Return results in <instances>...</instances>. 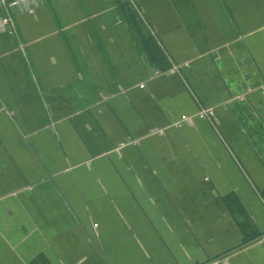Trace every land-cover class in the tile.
<instances>
[{
	"label": "crops",
	"instance_id": "obj_1",
	"mask_svg": "<svg viewBox=\"0 0 264 264\" xmlns=\"http://www.w3.org/2000/svg\"><path fill=\"white\" fill-rule=\"evenodd\" d=\"M3 15L0 264H264V0Z\"/></svg>",
	"mask_w": 264,
	"mask_h": 264
},
{
	"label": "built area",
	"instance_id": "obj_2",
	"mask_svg": "<svg viewBox=\"0 0 264 264\" xmlns=\"http://www.w3.org/2000/svg\"><path fill=\"white\" fill-rule=\"evenodd\" d=\"M42 0H0V9L4 10L2 23L8 26L9 31L14 32L13 25L11 24L10 12L16 8L24 9L27 12H33L34 6ZM140 12V11H139ZM198 116L202 118L213 117L214 112L212 108H203L198 113ZM182 122H192L190 117H184L183 120L176 123L180 125Z\"/></svg>",
	"mask_w": 264,
	"mask_h": 264
}]
</instances>
